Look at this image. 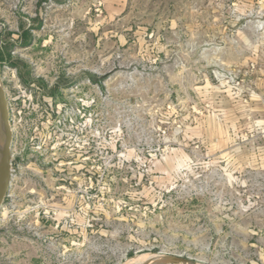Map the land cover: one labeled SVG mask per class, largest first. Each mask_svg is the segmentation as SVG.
<instances>
[{
  "label": "rangeland",
  "instance_id": "1",
  "mask_svg": "<svg viewBox=\"0 0 264 264\" xmlns=\"http://www.w3.org/2000/svg\"><path fill=\"white\" fill-rule=\"evenodd\" d=\"M7 53L0 264H264V0H0Z\"/></svg>",
  "mask_w": 264,
  "mask_h": 264
},
{
  "label": "water",
  "instance_id": "2",
  "mask_svg": "<svg viewBox=\"0 0 264 264\" xmlns=\"http://www.w3.org/2000/svg\"><path fill=\"white\" fill-rule=\"evenodd\" d=\"M11 138L7 100L0 80V207L6 195L10 181ZM152 255V258L144 262L133 263V259H131L124 264H199L178 256H167L163 254Z\"/></svg>",
  "mask_w": 264,
  "mask_h": 264
},
{
  "label": "flooded vegetation",
  "instance_id": "3",
  "mask_svg": "<svg viewBox=\"0 0 264 264\" xmlns=\"http://www.w3.org/2000/svg\"><path fill=\"white\" fill-rule=\"evenodd\" d=\"M4 94H5V92H4ZM5 97H6V96H5ZM6 99H7V98H6ZM7 106H8V104H7ZM9 120H10V117H9ZM10 127H11V125H10ZM11 140H12L11 151L13 152V147L15 146V145H14V144H15V143H14V138L12 137ZM12 152H11V153H12Z\"/></svg>",
  "mask_w": 264,
  "mask_h": 264
},
{
  "label": "trees",
  "instance_id": "4",
  "mask_svg": "<svg viewBox=\"0 0 264 264\" xmlns=\"http://www.w3.org/2000/svg\"><path fill=\"white\" fill-rule=\"evenodd\" d=\"M9 59V54L7 53L5 56H2V55H0V60H2V59Z\"/></svg>",
  "mask_w": 264,
  "mask_h": 264
},
{
  "label": "built area",
  "instance_id": "5",
  "mask_svg": "<svg viewBox=\"0 0 264 264\" xmlns=\"http://www.w3.org/2000/svg\"><path fill=\"white\" fill-rule=\"evenodd\" d=\"M3 68H5V67H3ZM8 102V101H7ZM8 104V103H7Z\"/></svg>",
  "mask_w": 264,
  "mask_h": 264
}]
</instances>
